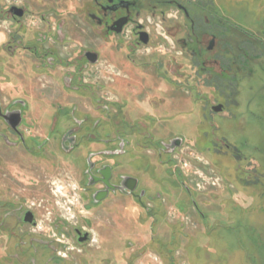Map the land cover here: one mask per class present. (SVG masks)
Segmentation results:
<instances>
[{
	"label": "rangeland",
	"instance_id": "374dc122",
	"mask_svg": "<svg viewBox=\"0 0 264 264\" xmlns=\"http://www.w3.org/2000/svg\"><path fill=\"white\" fill-rule=\"evenodd\" d=\"M192 1L204 10L208 19L216 22L223 19L224 34L219 38L218 48L228 52V73H238L234 81H239L234 90L230 85V99H221L226 107L222 116L209 114L213 117V129L218 130L221 121L222 136L226 139L225 146L223 139H219L224 153L211 147L215 158L219 154L225 157L219 163L220 168L212 166V154L200 149L203 141L199 143L200 150L189 146L178 152V160L183 161L180 164L183 175L194 192L199 210L181 211L162 202L159 213L154 212L156 218H151L131 203L128 207L118 201L111 202H115L113 205L93 206L84 184L71 171L68 173L67 157H52L48 162L25 161L18 154L10 158L3 147L0 150V264H264V0ZM16 4L28 7V16L15 25L2 19L0 34L15 36L12 41L18 47L47 36L46 40L38 41L39 47L63 62H54L44 85L58 87L60 79L74 73L72 63L83 58L85 50L94 49L101 54L100 62L94 66L82 63V83L96 87L94 97L75 99L63 91L60 96L65 98L55 100L58 105L78 101L83 108L82 116L87 113L100 116L95 110H101L107 96L104 92L107 76H112V81L123 80L120 72L115 77L111 74L116 72L110 67L108 56L111 53L118 58L112 64H126L121 49L129 38H107L104 24L96 17L94 21L89 18L90 0H16ZM139 21L153 37L148 47H140L141 51L146 56L159 55L158 62L171 64L180 76V70H186L182 80H194L190 57L179 43L186 37L181 13L173 10L165 17L143 13ZM161 22L170 27L169 33L162 30ZM7 40L4 38L0 44ZM15 54H3L5 69H15L14 58L21 62L30 60V53L24 50ZM133 59L135 65L146 60L141 62L140 54ZM200 83L197 93L201 98H210L203 99L208 107L214 106L213 91L209 94V89L201 88ZM37 84L40 88L39 81ZM183 89L177 90L179 96L189 98L190 93ZM149 90L145 89L140 96ZM90 108L94 111L90 112ZM176 125L178 129L191 128L188 122ZM255 146L260 150L254 151ZM237 147H241L240 154ZM237 154H242L244 160L236 157ZM221 173L225 185L210 190L213 183L220 181ZM206 190L209 191L201 193ZM149 208L156 211L155 207ZM29 211L34 214L35 224L23 222L24 214ZM201 212L204 218L199 215ZM216 224L232 228L212 231L210 227ZM172 225L177 226L173 233L177 239L174 246L170 245ZM77 231L89 234L90 239L81 241Z\"/></svg>",
	"mask_w": 264,
	"mask_h": 264
},
{
	"label": "flooded vegetation",
	"instance_id": "af4514ba",
	"mask_svg": "<svg viewBox=\"0 0 264 264\" xmlns=\"http://www.w3.org/2000/svg\"><path fill=\"white\" fill-rule=\"evenodd\" d=\"M4 1L0 0V21L7 19L15 25L28 16V7L16 4V0ZM198 6L192 0H90L89 18L94 21L96 17L104 24L107 38H129L121 49L126 64H112L118 58L111 53L108 56L110 67H114L116 72L111 74L115 77L120 72L123 80L112 81V76H107L109 81L104 90L107 96L103 98L101 110H95L100 116H93V113L82 116L83 108L78 101L72 105H58L55 101L65 98L60 96L63 91L67 97L75 99L94 97L96 87L82 83L81 70L82 63L94 66L100 62L101 54L98 51L85 50L83 58L72 63L74 73L60 79L57 90L58 87L44 85L49 80L48 73L54 67V62L58 60L47 49L39 47L38 41L46 40L47 36L32 40L25 47H18L12 41L15 36L0 34V42L8 39L4 45L0 44V150L4 147L10 158H16L18 154L25 161L35 159L48 162L52 157H67L68 173L71 171L84 184L93 206L118 201L128 207L131 203L137 211H145L151 218H156L155 213H159L162 202L177 206L181 211H186L185 208L199 210L194 192L184 177L180 165L183 161L178 160V152L189 146L198 149L203 141L200 149L212 154V166L220 168L219 163H223L225 157L219 154L215 158L211 147L215 146V151L224 153L219 139H223L220 140L223 146L226 139L222 136L221 121L218 130L213 129V117L209 114L222 116L226 107L221 99L229 100L230 85L234 90V85L239 81H234L238 73H228V52L223 47L218 48L219 38L224 34L223 19L217 22L208 19ZM173 10H178L182 15L181 26L185 29L186 37L180 39L179 43L190 57V71L195 72L194 80L188 82L182 80L186 70H180V76L171 64H160L159 55L146 56L140 49L148 47L153 41L148 28L140 24L142 14L165 17ZM161 24L162 30L169 33L170 27L163 26V22ZM108 43L112 44L111 41ZM18 50L30 53V60L21 62L14 58L12 65L15 69H5L3 57L6 56L3 54L11 52L14 55ZM218 50L219 53L214 55ZM139 54L140 61L146 59L145 63L135 65L133 58ZM58 63L63 62L58 60ZM145 64L148 66H143ZM83 78L86 80V77ZM199 83L201 88L209 89V94L213 91L214 106L208 107L203 99L210 98H201L197 93ZM182 88L190 93L189 98L179 96L178 91ZM145 89L150 90L145 96H140ZM89 111L94 109L90 108ZM253 115L257 116L255 113ZM219 120L225 121L226 118ZM187 122L191 125L190 129H178L177 123ZM241 147H237L239 154ZM258 149L259 146L254 147V151ZM237 155L244 160L242 154ZM206 165L209 163L206 162ZM220 176V181L213 183L210 190L225 185L224 175L221 173ZM149 207H155L156 211ZM29 213L33 215L32 222H27ZM199 215L204 218L202 212ZM34 219L30 211L23 216L26 224H35ZM176 227H170L171 246L177 243L173 234ZM231 228L223 224L210 227L212 231ZM76 233L78 239H90L89 234Z\"/></svg>",
	"mask_w": 264,
	"mask_h": 264
},
{
	"label": "water",
	"instance_id": "95a60500",
	"mask_svg": "<svg viewBox=\"0 0 264 264\" xmlns=\"http://www.w3.org/2000/svg\"><path fill=\"white\" fill-rule=\"evenodd\" d=\"M27 216H29V220H27V222H32V220H33V215L31 214V213H29ZM86 240V238H84V239H81V241H85Z\"/></svg>",
	"mask_w": 264,
	"mask_h": 264
}]
</instances>
